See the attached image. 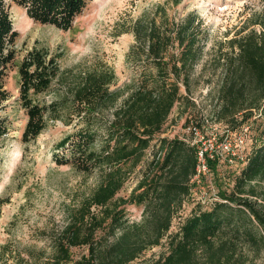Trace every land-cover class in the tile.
<instances>
[{
  "label": "trees",
  "instance_id": "1",
  "mask_svg": "<svg viewBox=\"0 0 264 264\" xmlns=\"http://www.w3.org/2000/svg\"><path fill=\"white\" fill-rule=\"evenodd\" d=\"M91 1L16 0L34 22L65 31ZM195 21L193 15L181 22L136 21L126 61L137 78L123 98L125 88L112 89L117 76L109 66L69 79L55 54L35 48L24 57L19 65V99L28 115L23 141L35 140L51 121L71 126L57 143L70 156L56 159L96 172L99 185L69 207L61 228L40 231L36 239L45 245L3 243L0 264H130L165 238L167 253L146 264H264V141L258 146L250 134L246 163L231 164L240 167L234 189L203 204L192 184L197 147L161 136L175 105L194 103L192 76L204 52ZM261 27L232 38L231 50L219 57L224 61L217 65L223 74L217 119L232 125L229 131L264 115V22ZM18 35L7 1L0 0V145L10 132L2 105L11 97L6 79ZM222 161L229 163L217 157L209 165L215 169ZM134 175L139 178L129 196H118ZM128 203L143 207L139 222L127 217L122 205ZM77 247L87 253L77 255Z\"/></svg>",
  "mask_w": 264,
  "mask_h": 264
},
{
  "label": "rangeland",
  "instance_id": "2",
  "mask_svg": "<svg viewBox=\"0 0 264 264\" xmlns=\"http://www.w3.org/2000/svg\"><path fill=\"white\" fill-rule=\"evenodd\" d=\"M6 1L19 35L16 60L6 79L11 97L2 105L10 132L0 145V246L9 239H14L21 247L45 245L36 239L40 231L61 228L67 221L69 207L78 205L99 185L96 172H83L71 162L60 163L56 159L64 154L67 158L70 156L69 149H58L57 143L71 131V126L59 120L51 121L35 140L23 141L28 115L19 99V65L31 50L44 49L50 55H57L62 73L69 79L86 69L111 67L117 76L112 89L125 88L123 98L137 78V71L126 61L135 43L133 26L136 21L155 17L158 23L165 18L181 22L193 15L195 31L204 45L203 57L192 76L190 97L194 103L178 102L161 136L192 142L194 137L187 128L193 120L208 136L217 135L219 142L232 127L217 119L218 92L223 77L217 65L224 61L219 57L231 50L229 41L232 38L251 30L260 31L264 22V0H92L73 28L65 31L53 25L32 23L34 21L24 17V8L16 0ZM182 91L186 93L184 88ZM248 124L259 146L264 141V115L257 113ZM218 163L215 169L210 167V176L195 182V199L206 201L234 189L240 167L224 161ZM138 178L132 176L117 195L128 197ZM123 207L131 222L142 219V206L128 203ZM74 251L77 255L87 253L86 247H77ZM167 251L168 239L165 238L162 244L145 251L130 264H146Z\"/></svg>",
  "mask_w": 264,
  "mask_h": 264
},
{
  "label": "built area",
  "instance_id": "3",
  "mask_svg": "<svg viewBox=\"0 0 264 264\" xmlns=\"http://www.w3.org/2000/svg\"><path fill=\"white\" fill-rule=\"evenodd\" d=\"M187 129L194 137V140L192 142L185 138L184 140L197 147L198 157L197 172L192 178L193 192L195 189V182L199 183L202 177L210 176L209 159L224 157L230 164L235 162L240 164L246 163L250 150L248 141L251 134V126L249 124H245L235 131H229V129H227L221 136L219 142L216 139L217 135L213 137L208 136V134L204 133L193 120L190 121ZM215 199L216 195L210 197L206 201L197 200L203 204H207Z\"/></svg>",
  "mask_w": 264,
  "mask_h": 264
},
{
  "label": "bare ground",
  "instance_id": "4",
  "mask_svg": "<svg viewBox=\"0 0 264 264\" xmlns=\"http://www.w3.org/2000/svg\"><path fill=\"white\" fill-rule=\"evenodd\" d=\"M25 15H26V18H28L30 21H31V20L34 21V20L31 19L30 17H28V15L26 14V10L24 9V17H25ZM32 23H35V22H32Z\"/></svg>",
  "mask_w": 264,
  "mask_h": 264
}]
</instances>
